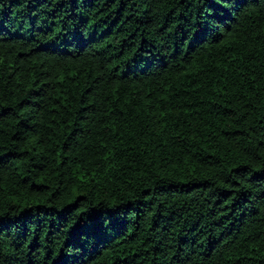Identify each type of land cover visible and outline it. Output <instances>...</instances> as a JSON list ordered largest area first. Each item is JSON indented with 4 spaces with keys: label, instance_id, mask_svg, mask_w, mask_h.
Returning a JSON list of instances; mask_svg holds the SVG:
<instances>
[{
    "label": "trees",
    "instance_id": "1",
    "mask_svg": "<svg viewBox=\"0 0 264 264\" xmlns=\"http://www.w3.org/2000/svg\"><path fill=\"white\" fill-rule=\"evenodd\" d=\"M0 264H264V0H0Z\"/></svg>",
    "mask_w": 264,
    "mask_h": 264
}]
</instances>
